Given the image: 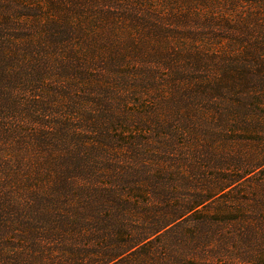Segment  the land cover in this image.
I'll use <instances>...</instances> for the list:
<instances>
[{"label":"trees","instance_id":"1","mask_svg":"<svg viewBox=\"0 0 264 264\" xmlns=\"http://www.w3.org/2000/svg\"><path fill=\"white\" fill-rule=\"evenodd\" d=\"M0 264H264V0H0Z\"/></svg>","mask_w":264,"mask_h":264}]
</instances>
